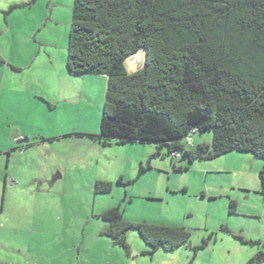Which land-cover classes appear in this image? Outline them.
<instances>
[{"label": "rangeland", "instance_id": "obj_1", "mask_svg": "<svg viewBox=\"0 0 264 264\" xmlns=\"http://www.w3.org/2000/svg\"><path fill=\"white\" fill-rule=\"evenodd\" d=\"M73 2L0 0V150L15 133L35 142L0 154V264H264V161L230 152L177 172L166 148L99 143L107 78L67 72ZM114 208L182 226L189 242L152 251L131 229L121 248L100 217Z\"/></svg>", "mask_w": 264, "mask_h": 264}, {"label": "trees", "instance_id": "obj_2", "mask_svg": "<svg viewBox=\"0 0 264 264\" xmlns=\"http://www.w3.org/2000/svg\"><path fill=\"white\" fill-rule=\"evenodd\" d=\"M139 51L143 65L131 73L126 61ZM66 69L107 78L102 146L166 148L177 172L230 152L264 161V0H74ZM204 133L211 141L195 145ZM259 177L264 189V167ZM100 217L124 249L131 229L152 251L190 239L182 226L126 221L119 208Z\"/></svg>", "mask_w": 264, "mask_h": 264}, {"label": "crops", "instance_id": "obj_3", "mask_svg": "<svg viewBox=\"0 0 264 264\" xmlns=\"http://www.w3.org/2000/svg\"><path fill=\"white\" fill-rule=\"evenodd\" d=\"M138 69H135V70H133L132 72L131 71H129V72H131V73H133V72H135V71H137ZM51 110V109H50ZM0 124H1V121H0ZM69 135V134H68ZM68 135H66V134H63L62 136V138H64V137H66V136H68ZM7 137H8V135H7ZM21 138V136H19V134L18 133H15V134H13V136L12 137H9V138H7V143H8V146H5L4 147V149L1 151L0 150V154H6L7 152H8V156H11L13 153H16V152H18V153H25L28 149H29V147L30 146H32V144L33 143H35L34 141H32V140H30L29 141V139L27 138L26 140H28L27 141V146L26 147H24V148H19V147H14V146H16V145H14L13 144V142L14 141H16V142H18L17 140H19ZM56 138V137H55ZM57 139V138H56ZM23 140H25V138L23 139ZM13 147V148H12ZM24 150V151H23Z\"/></svg>", "mask_w": 264, "mask_h": 264}, {"label": "water", "instance_id": "obj_4", "mask_svg": "<svg viewBox=\"0 0 264 264\" xmlns=\"http://www.w3.org/2000/svg\"><path fill=\"white\" fill-rule=\"evenodd\" d=\"M137 54H142V52H141V51H139V52H137ZM27 141H28V140H26V139H25V140H22V141H20V142H18V143H23V142H25V143H26Z\"/></svg>", "mask_w": 264, "mask_h": 264}, {"label": "built area", "instance_id": "obj_5", "mask_svg": "<svg viewBox=\"0 0 264 264\" xmlns=\"http://www.w3.org/2000/svg\"><path fill=\"white\" fill-rule=\"evenodd\" d=\"M188 145L191 146L192 145V142L191 140L188 141ZM175 157H178L177 155H175Z\"/></svg>", "mask_w": 264, "mask_h": 264}, {"label": "bare ground", "instance_id": "obj_6", "mask_svg": "<svg viewBox=\"0 0 264 264\" xmlns=\"http://www.w3.org/2000/svg\"><path fill=\"white\" fill-rule=\"evenodd\" d=\"M130 60H132V58H129Z\"/></svg>", "mask_w": 264, "mask_h": 264}]
</instances>
